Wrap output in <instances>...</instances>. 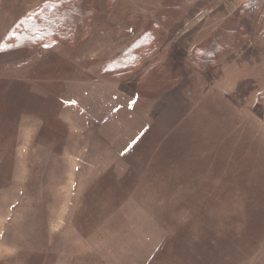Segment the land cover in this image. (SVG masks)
I'll use <instances>...</instances> for the list:
<instances>
[{
	"label": "rangeland",
	"instance_id": "rangeland-1",
	"mask_svg": "<svg viewBox=\"0 0 264 264\" xmlns=\"http://www.w3.org/2000/svg\"><path fill=\"white\" fill-rule=\"evenodd\" d=\"M43 1L0 0V42ZM97 6L102 26L91 44L0 53V164L6 162L12 180L0 185V264H194V254L173 245V223L149 201L156 191L218 187L227 173H243L248 185L257 184L251 189L264 191V0H119L112 11L97 0ZM235 28L239 47L190 72L178 66L187 55L199 61L200 47ZM147 29L155 30L158 49L145 67L163 53L178 61L162 95L136 103L138 73L115 81L100 63ZM13 87L30 92L20 96ZM40 99L47 104L38 112ZM98 108L108 113H97L96 124L91 110ZM107 115L116 124L103 143ZM186 131L192 147L181 150ZM224 143L240 150H225ZM253 212L258 227L250 234L244 223L236 258L230 251L225 259L219 234L218 252L204 257L206 264H264V215Z\"/></svg>",
	"mask_w": 264,
	"mask_h": 264
},
{
	"label": "trees",
	"instance_id": "trees-1",
	"mask_svg": "<svg viewBox=\"0 0 264 264\" xmlns=\"http://www.w3.org/2000/svg\"><path fill=\"white\" fill-rule=\"evenodd\" d=\"M118 1L105 0L107 10L112 11ZM176 9L177 11H182L183 7L180 5ZM101 26L100 9L97 6V0H44L24 14L7 32L0 42V53L19 49H53L58 46L75 49L79 46H84L85 43L91 44L92 40L95 41L94 34L100 31L99 28ZM242 40L243 38L240 37L236 28L227 29L218 38L199 48L202 53L199 61L195 57L187 55L184 61H180L183 62V65H180L182 64L180 63L178 66L189 67L188 71L190 72V68L194 69L198 64L207 63L208 59L218 61V59H215L219 58L218 54L231 50L233 45L239 47ZM157 49L158 40L155 30H144L134 40H131L123 48L119 49L114 56L102 59L100 63L101 73L115 81L128 77L133 72L138 73L139 80L143 81V83L140 87L141 89L138 90L141 94L138 93L133 96V99H136L135 102L144 103L152 98L157 99L162 95L163 89L168 87L167 81L170 80L168 76L170 77L172 72H175L174 65L178 61L174 57L167 58V55L163 53L153 63L145 67V59L149 58L152 53H156ZM196 49L198 47L194 49V52H196ZM54 67L52 66V69L49 70L53 78L56 77L53 74H56L58 71ZM143 67L145 69H142ZM61 84H58V88L66 85L64 82ZM84 86L86 89L83 94L89 95L92 89L91 86ZM5 88L7 87L3 86L1 91L8 93ZM13 88L15 91L12 92L16 94L19 92L20 96H28L27 93L30 92L25 87H21L20 90L17 87ZM93 90L97 91V88ZM95 91L93 95L96 97L97 92L95 93ZM95 99L92 100L93 103L96 102ZM38 103L36 111L41 112L44 110L47 101L40 99ZM98 109L91 111H95V115L97 113L104 115L106 110ZM114 116L107 115L103 117V120L101 118L100 126L101 124L103 125V127L101 126L103 128V136H101L100 141L103 143H106V139L110 140L107 138L109 133H111V128L108 126L114 122L116 124ZM91 118L97 124V115L91 116ZM182 134H185V136L180 138V142H182L180 149L184 150L192 147L189 138H186V135H189V131ZM88 135L89 133H87ZM86 140H88V137H85V142ZM226 144L224 143L225 150L228 149L235 152L240 150L236 145L227 144L226 146ZM162 147L163 144L155 146L156 154L162 150ZM221 147L223 145L220 146V151L222 150ZM101 149L103 150L102 146L99 147V151ZM99 153L101 154L102 152ZM216 159L218 160V158ZM239 159L242 158L239 157ZM240 162H237V164ZM242 174L239 173L235 178L230 173H227V177L222 178V185L214 188L199 187V189L193 191L186 189L181 193L175 191L174 195L173 193H169V189L163 193L156 191L157 193L152 197V200H149L155 207H159L158 210L161 211V216L166 217L170 223H173V230L174 232L176 231V235L173 237V245L176 247V245L181 244V251L188 253V255L194 254V264H206L204 257L218 252L216 242L219 234H222L218 238V242L222 245L221 253L227 254L225 259L229 260L230 256H233L230 251L233 252L236 258V246H239L240 241L244 239V237L240 238V235L246 232L244 223L246 224L248 233L252 234L256 232V227H258L257 222L260 219L257 216L255 217L256 213H252V211L259 210L261 212L259 217L264 215V191L260 190V192L255 188L251 189L252 185L256 187L257 184L250 182L249 184L252 185H248V182L245 181L248 177L242 178ZM251 180L254 181V178H251ZM9 183H12L11 175L7 172L6 162H3V164H0V185L3 187ZM246 197L249 200L247 204L243 200ZM244 204L247 206L245 207ZM234 233L239 240L232 242L231 238H234ZM186 238L187 242L184 243L183 240ZM188 244H190V248ZM192 250H197V252H193ZM196 254L203 255L202 260L199 261L195 256ZM213 256L216 255L213 254Z\"/></svg>",
	"mask_w": 264,
	"mask_h": 264
},
{
	"label": "crops",
	"instance_id": "crops-1",
	"mask_svg": "<svg viewBox=\"0 0 264 264\" xmlns=\"http://www.w3.org/2000/svg\"><path fill=\"white\" fill-rule=\"evenodd\" d=\"M239 64V63H238ZM238 64H237V66H238ZM235 66V65H234ZM236 67V66H235ZM237 68V67H236ZM240 71V70H239ZM256 71H254V73H255ZM235 73V71L234 72H232V73H227V76L228 77H231V76H233V74ZM240 73V72H239ZM253 76V75H252ZM252 76H249V77H252Z\"/></svg>",
	"mask_w": 264,
	"mask_h": 264
}]
</instances>
